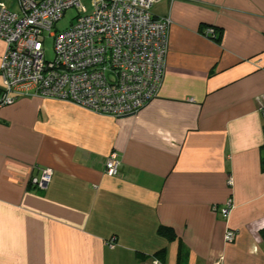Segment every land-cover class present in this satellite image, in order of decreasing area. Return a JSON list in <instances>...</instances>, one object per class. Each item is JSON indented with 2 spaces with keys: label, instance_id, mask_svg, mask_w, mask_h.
I'll return each mask as SVG.
<instances>
[{
  "label": "crops",
  "instance_id": "crops-1",
  "mask_svg": "<svg viewBox=\"0 0 264 264\" xmlns=\"http://www.w3.org/2000/svg\"><path fill=\"white\" fill-rule=\"evenodd\" d=\"M153 13L172 21L166 74L138 113L34 93L0 110V264H264V0H161ZM229 201L225 220L214 207Z\"/></svg>",
  "mask_w": 264,
  "mask_h": 264
},
{
  "label": "built area",
  "instance_id": "built-area-1",
  "mask_svg": "<svg viewBox=\"0 0 264 264\" xmlns=\"http://www.w3.org/2000/svg\"><path fill=\"white\" fill-rule=\"evenodd\" d=\"M161 0H0V110L19 98L36 96L71 102L115 118L141 111L162 87L169 51V17H155ZM77 20L65 32H54L69 9ZM208 29L206 35H214ZM52 38L54 59L47 61L45 42ZM264 117V96L258 98ZM122 160L109 155L105 171L119 176ZM53 178L46 169L32 185L46 190ZM228 220L234 205L214 207ZM228 230L226 243L236 239ZM115 242H109L114 247ZM152 264H160L154 259ZM219 264V263H216Z\"/></svg>",
  "mask_w": 264,
  "mask_h": 264
},
{
  "label": "rangeland",
  "instance_id": "rangeland-1",
  "mask_svg": "<svg viewBox=\"0 0 264 264\" xmlns=\"http://www.w3.org/2000/svg\"><path fill=\"white\" fill-rule=\"evenodd\" d=\"M78 12L76 9H69L63 16V18L56 24L54 32H65L73 26V23L77 20ZM45 56L47 61L54 59V42L52 38H47L45 42Z\"/></svg>",
  "mask_w": 264,
  "mask_h": 264
},
{
  "label": "trees",
  "instance_id": "trees-1",
  "mask_svg": "<svg viewBox=\"0 0 264 264\" xmlns=\"http://www.w3.org/2000/svg\"><path fill=\"white\" fill-rule=\"evenodd\" d=\"M159 234L163 235L165 237H168L169 239H174L175 238V233H174L173 229L168 228V227L161 226L159 228Z\"/></svg>",
  "mask_w": 264,
  "mask_h": 264
}]
</instances>
